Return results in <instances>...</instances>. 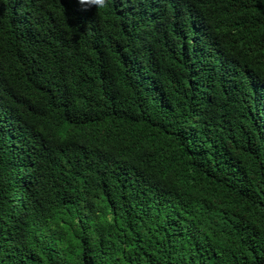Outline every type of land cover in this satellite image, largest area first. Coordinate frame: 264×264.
<instances>
[{"label": "trees", "instance_id": "trees-1", "mask_svg": "<svg viewBox=\"0 0 264 264\" xmlns=\"http://www.w3.org/2000/svg\"><path fill=\"white\" fill-rule=\"evenodd\" d=\"M264 262V0H0V264Z\"/></svg>", "mask_w": 264, "mask_h": 264}, {"label": "clouds", "instance_id": "clouds-1", "mask_svg": "<svg viewBox=\"0 0 264 264\" xmlns=\"http://www.w3.org/2000/svg\"><path fill=\"white\" fill-rule=\"evenodd\" d=\"M80 3L83 7H103L105 0H80Z\"/></svg>", "mask_w": 264, "mask_h": 264}, {"label": "water", "instance_id": "water-1", "mask_svg": "<svg viewBox=\"0 0 264 264\" xmlns=\"http://www.w3.org/2000/svg\"><path fill=\"white\" fill-rule=\"evenodd\" d=\"M259 264H264V262H262V263H259Z\"/></svg>", "mask_w": 264, "mask_h": 264}]
</instances>
